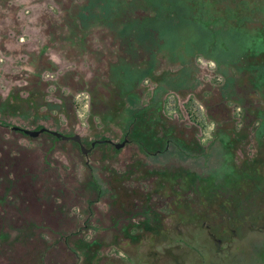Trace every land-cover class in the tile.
<instances>
[{
  "label": "flooded vegetation",
  "instance_id": "af4514ba",
  "mask_svg": "<svg viewBox=\"0 0 264 264\" xmlns=\"http://www.w3.org/2000/svg\"><path fill=\"white\" fill-rule=\"evenodd\" d=\"M173 238L264 243V0H0V264Z\"/></svg>",
  "mask_w": 264,
  "mask_h": 264
},
{
  "label": "rangeland",
  "instance_id": "374dc122",
  "mask_svg": "<svg viewBox=\"0 0 264 264\" xmlns=\"http://www.w3.org/2000/svg\"><path fill=\"white\" fill-rule=\"evenodd\" d=\"M246 248V242L237 238L229 240L228 249L220 253L199 243L191 248L173 238L149 241L146 253L144 250H129L128 254L110 250L102 253L100 264H264L261 250L264 243L254 247L255 250L248 251Z\"/></svg>",
  "mask_w": 264,
  "mask_h": 264
},
{
  "label": "trees",
  "instance_id": "16d2710c",
  "mask_svg": "<svg viewBox=\"0 0 264 264\" xmlns=\"http://www.w3.org/2000/svg\"><path fill=\"white\" fill-rule=\"evenodd\" d=\"M85 259H86V264L89 263V259L92 260V257L91 256H88L87 254L85 255Z\"/></svg>",
  "mask_w": 264,
  "mask_h": 264
}]
</instances>
